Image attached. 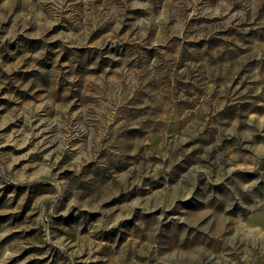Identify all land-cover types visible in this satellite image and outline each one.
<instances>
[{"label": "rangeland", "instance_id": "1", "mask_svg": "<svg viewBox=\"0 0 264 264\" xmlns=\"http://www.w3.org/2000/svg\"><path fill=\"white\" fill-rule=\"evenodd\" d=\"M144 3L136 0L117 23L109 15L116 0L111 7L108 0H0V264H67L66 253L78 264H108L112 248L131 239L121 229H131L141 210L137 201L167 195L164 186L142 189L134 177L143 167L147 181V169L160 168L159 151L137 159L153 144V133L161 137L157 149L166 139L178 141L180 155L169 171L187 165L189 172L213 160L264 199V0H153L151 13ZM136 26L144 30L135 43L152 70L143 81L140 68L99 57L101 43L103 50L114 43L113 30L120 37L115 43L126 47ZM165 54L174 61L170 69L161 65ZM122 72L129 78L121 80ZM148 85L155 103L140 94ZM126 116L133 121L127 128ZM142 123L159 127L150 133ZM66 178L79 180L81 198L66 194L53 220H64L69 230L79 228L82 216L88 223L104 216L116 221L79 250L87 224L76 233L60 230L56 245L43 240L41 212L51 207L53 181ZM212 187L218 196L231 191L220 176ZM241 198L254 202L248 193ZM128 210L130 217L123 215ZM187 211L190 227L198 224L217 239L225 221L232 224L228 239L264 236L260 223L225 216L222 206ZM89 247H95L91 257ZM212 255L216 264H236L219 248ZM111 264L124 261L114 255ZM239 264H250L246 252Z\"/></svg>", "mask_w": 264, "mask_h": 264}, {"label": "clouds", "instance_id": "2", "mask_svg": "<svg viewBox=\"0 0 264 264\" xmlns=\"http://www.w3.org/2000/svg\"><path fill=\"white\" fill-rule=\"evenodd\" d=\"M108 3L109 7H111V0H108ZM116 3L119 5L118 9L110 12L109 15L119 23L120 17L126 15L129 8L136 6V0H116ZM143 6L151 13L153 0H145ZM184 7L186 8L187 5ZM70 14L75 18V8L70 10ZM237 15L243 18L242 14L238 13ZM135 19L133 17V20ZM149 21L154 25L155 16L151 15ZM75 23L76 21L73 19V24ZM239 23L240 21L238 20L237 24ZM143 30L139 26H136L134 28V36L129 38L132 43L126 47L118 46L115 43L120 37L116 35V30H113V37L111 38L114 43L109 45L107 50H103V43H101L99 45L101 48L99 57H108V63L119 61L122 65L138 67L140 68L141 81L147 79L152 71L148 67L150 58L135 43L137 39H142L140 33ZM79 56L80 53L73 52V62L79 63ZM160 61L162 66H167L169 69L171 64L174 63L166 54L160 58ZM108 75L109 73H105V85L108 84ZM117 75L120 76L121 80L129 78L126 72ZM153 86L142 87L140 94L144 95L146 93V99L155 103L156 97L151 91ZM97 90L99 91V89ZM125 119L127 122L124 127H130L133 121L127 116ZM141 127L144 131L151 133L153 127L158 128L159 126L151 123H142ZM185 134L191 135V133ZM150 138L153 140V144L146 147L137 159H140L145 154L154 156L159 151L160 168L155 172L150 168L147 169L150 176V179L147 181H144L145 169L143 167L135 171L134 177L143 181L142 189L151 191L152 188L164 186L167 195L153 198L152 202L147 200L137 201L141 210L137 214V218L132 222L131 229H121V231L127 232L131 236V239L128 240L124 248H112V252L107 258L108 264H111L114 255H119L124 264H173V262L175 264H216V258L212 255V250L215 248L221 249L226 255L231 254L236 264H239V257L245 252L249 257L250 264H264V236L258 239H250L241 235L235 240L228 239L232 236V224L225 221L223 237L217 239L214 238L212 231L207 233L201 232L198 224L195 227H190L193 213L187 211L188 208L200 207H210L215 210L218 206H222L226 209L225 216L230 213L234 217H239L242 221L251 219L252 222L260 223L264 226V199L251 191L253 186H242L241 183L236 181L235 177L229 179L226 166L213 160H209L207 163L201 162L200 167L193 168L189 172L184 171L187 165H182L179 169L169 171V163L175 161L177 156L180 155V152L177 151L178 141L175 138L166 139L164 146L157 149L155 145L159 143L161 137L153 133ZM74 167L78 168L79 166L74 165ZM217 176H220L224 180L225 185L231 190L227 196H218L216 190L212 187V183L216 180ZM178 177L180 178L179 184H177ZM82 179L84 178L81 177L80 180ZM261 179H264V176ZM93 182H95L94 179ZM53 184L54 196L52 197L51 207L47 214L41 212V216L43 217L41 220L44 232L43 240L45 242L56 245L59 243L60 230H63L66 234L70 232L76 233L79 231V228L87 224L89 229L87 236L77 239L79 250L84 241L89 240L97 234H102V230H107L116 223V221L108 216H104L94 223H88L87 219L82 216L79 228L75 225H73L71 230L64 228V220L55 221L52 217L60 215L58 205L66 194L71 193L76 199L81 198V190L78 187L79 180L66 178L59 181L54 180ZM174 185L175 187H173ZM245 193H248L252 197L253 203H244L241 197ZM189 196L193 198L186 199ZM177 201H181V203H177ZM229 204L238 207L229 209ZM156 208L159 209L158 212L154 211ZM145 213L151 214L145 215ZM131 214V210H128L123 215L130 217ZM213 215H215V211ZM181 218L185 220L184 226L180 225ZM50 228L53 230L50 231ZM174 249H179L175 256L171 255ZM94 251L95 247L88 248L90 257ZM66 255L68 257L67 264H78V261L73 258V253H66Z\"/></svg>", "mask_w": 264, "mask_h": 264}]
</instances>
